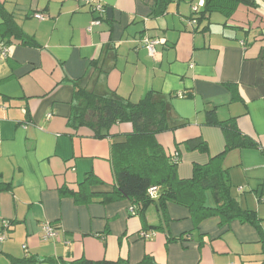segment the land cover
I'll use <instances>...</instances> for the list:
<instances>
[{"label": "crops", "instance_id": "0c3cea01", "mask_svg": "<svg viewBox=\"0 0 264 264\" xmlns=\"http://www.w3.org/2000/svg\"><path fill=\"white\" fill-rule=\"evenodd\" d=\"M97 1L105 13L92 32L97 14L83 0L0 2L31 42L13 39L8 58L0 59V182L10 185L0 191V234L7 236L0 264L27 257L53 261L39 264H138L145 258L154 264H264L260 236L249 224L221 228L211 218L196 228L189 210L174 203L165 215L156 205L132 215L130 200L77 204L60 195L61 189L84 192L90 174L101 184L89 192H112V146L132 131L131 124H120L110 130L114 138L96 139L88 128L71 129L73 82L133 103L153 92L167 104L170 125H185L157 137L179 161L181 179L225 149L222 130L206 124L208 111L222 122L234 120L258 143L230 151L223 167L231 197L256 214L264 231V0L261 11L241 5L229 19L214 13L195 25L192 7L203 0H171L159 16L155 0ZM3 24L0 17V42L8 30ZM146 37L164 40L155 57L145 48ZM195 139L206 142L205 152L188 149ZM208 205H215L211 194ZM45 223L57 230L56 239L43 240Z\"/></svg>", "mask_w": 264, "mask_h": 264}, {"label": "trees", "instance_id": "16d2710c", "mask_svg": "<svg viewBox=\"0 0 264 264\" xmlns=\"http://www.w3.org/2000/svg\"><path fill=\"white\" fill-rule=\"evenodd\" d=\"M155 15H164L171 0H155ZM1 2V1H0ZM262 10L261 0H203V5L192 7V20H203L206 16L219 13L227 19L231 18L239 6ZM198 7V11H194ZM0 17L4 26L8 28L5 33L9 46L13 39L25 40V35L18 28L13 16L1 8ZM190 21V23H191ZM74 96L72 114L69 127L74 131L88 128L94 138H114L110 130L120 124H131L132 131L126 133L125 141L112 146V165L116 184L110 193L94 194L89 189L94 184H101L93 174L86 177L82 184L83 191L73 192L61 189V196H71L77 204H88L99 200L101 204H110L122 200H130L137 208V214L143 215L151 205L165 215L167 205L174 203L187 208L190 212L194 226L197 228L204 221L217 218L221 228L234 221L249 224L256 229L260 236L264 252V231L255 213L244 211L239 203L231 197V182L228 172L223 167L225 156L232 150L244 148H257L258 143L242 134L234 120L220 121L214 111L206 112V124L222 130L226 145L223 152L210 159L204 166L195 165L190 179H181L178 175V163L165 152L157 137L166 132L176 131L185 126L169 123V110L164 99L153 92L138 103L128 99L114 96H103L87 90L73 82ZM188 149L205 152L207 144L203 139L188 141ZM157 188L156 197H150L149 190ZM10 189V185L0 182V191ZM208 194L213 196L215 205H208ZM157 230V227H151ZM183 236L173 238L171 241H180ZM41 261L34 257L12 259V264H39ZM63 264H130L125 260L89 261L78 260ZM138 264H154L151 259L145 258Z\"/></svg>", "mask_w": 264, "mask_h": 264}, {"label": "built area", "instance_id": "2783aa9c", "mask_svg": "<svg viewBox=\"0 0 264 264\" xmlns=\"http://www.w3.org/2000/svg\"><path fill=\"white\" fill-rule=\"evenodd\" d=\"M1 1V0H0ZM87 5H90L92 7V11L97 14V18L91 23L90 27L88 28V32H92L94 27H98L102 24L101 16L105 13V7L102 3H100L97 0H83ZM203 3L200 4L202 6ZM194 11H198V7H194ZM35 18L39 21H44L46 18L41 15L37 14L35 15ZM192 25L197 24L196 20L191 21ZM143 43L145 45V48L147 49L149 55L151 57H155L156 54V46L164 43V40H153L148 37L144 38ZM9 56V46H7L4 42H0V59L5 60ZM175 161H178L175 159ZM150 197L154 198L157 195V188L153 187L149 190ZM130 212L132 215L137 214V208L135 206H132L130 208ZM3 229L9 230L10 229V223L4 222L3 223ZM42 230V237L44 241H50L54 240L58 237L57 230L50 225L49 223H45L41 227ZM142 237L149 238L151 237L150 233H143ZM7 236L5 233L0 234V242H3L6 240Z\"/></svg>", "mask_w": 264, "mask_h": 264}, {"label": "rangeland", "instance_id": "374dc122", "mask_svg": "<svg viewBox=\"0 0 264 264\" xmlns=\"http://www.w3.org/2000/svg\"><path fill=\"white\" fill-rule=\"evenodd\" d=\"M217 16H219V15H217V14H216V15H214V17H217ZM216 19H218V18H216Z\"/></svg>", "mask_w": 264, "mask_h": 264}]
</instances>
